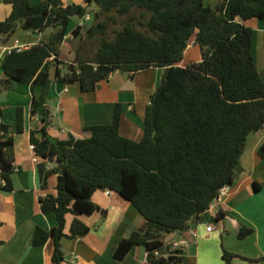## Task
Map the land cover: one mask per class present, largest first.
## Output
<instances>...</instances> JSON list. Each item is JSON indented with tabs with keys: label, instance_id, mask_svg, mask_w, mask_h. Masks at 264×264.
Here are the masks:
<instances>
[{
	"label": "trees",
	"instance_id": "obj_1",
	"mask_svg": "<svg viewBox=\"0 0 264 264\" xmlns=\"http://www.w3.org/2000/svg\"><path fill=\"white\" fill-rule=\"evenodd\" d=\"M82 1L84 5L62 0L33 5L30 0H5L12 11L0 20L3 43L19 29L53 28V32L28 49L5 56L2 68L7 78L0 80L2 88L11 81L28 85L32 112L45 108L51 86L49 59L58 58L59 46L69 36L81 41L83 32L89 39L98 38L99 45L92 57H81L76 64L55 61L68 68L64 75L56 72L65 84L78 82L84 92H94L117 71L133 74L151 67L165 68L164 79L146 108L140 141L121 135V105L116 106L111 124L85 127L91 132L89 138L52 137L48 119L39 131L41 138L31 132L42 188L47 189L49 178L57 176L56 194L40 198L41 211L54 213L58 223L50 230L38 226L33 245L44 246L53 239V261L62 264V240L90 231L79 216L101 212L106 217L92 196L97 190H109L131 202L145 220L141 230L119 243L115 256L123 259L141 245L151 264H180L182 256L155 255L157 250L162 254L168 250L164 236L188 231L206 220L224 219L223 212L209 218L208 209L220 189L231 186L242 170L248 136L264 127V81L253 57V30L242 22L264 20V0H221L215 8L205 0ZM92 5L97 7L93 24L69 31L72 18H87ZM119 18H124L122 27L110 37L109 24H117ZM192 41L201 49V60L180 66ZM23 130L19 108L17 132ZM258 154L264 158V143ZM16 170L14 139L1 121L0 178L5 183H0V190H13ZM68 215L74 216L70 234L65 233ZM254 231L241 225L238 237L244 239ZM235 257L223 251L227 264Z\"/></svg>",
	"mask_w": 264,
	"mask_h": 264
},
{
	"label": "crops",
	"instance_id": "obj_2",
	"mask_svg": "<svg viewBox=\"0 0 264 264\" xmlns=\"http://www.w3.org/2000/svg\"><path fill=\"white\" fill-rule=\"evenodd\" d=\"M42 1L30 0L33 5ZM62 1L64 4L84 5L82 0ZM220 1L205 0V4L215 8ZM92 8H96L97 12V7L92 5L89 10ZM11 11L12 5L0 0V20L4 21ZM75 19V27L81 25L79 19ZM87 20L91 21V17ZM242 22L253 30V57L264 81V20L254 18ZM52 32L48 29L43 32L19 29L6 43L1 37L0 47L12 46L17 40L31 47ZM71 41L77 40L67 39L59 46L58 58L49 59L47 66L51 86L45 108L39 107L32 112L33 95L28 85L11 81L7 89L0 86L1 121L8 125L9 134L14 139L17 167L12 174L13 190H0V264H55L53 239H49L44 246L33 245L34 231L38 226L50 230L58 223L54 213L43 214L41 211L40 198L56 194L57 176L49 178L47 189L42 188L38 170L40 158L38 162L33 161L37 155L31 148V132L35 131L37 137L41 138L39 131L44 120L48 119V133L52 137L61 140L68 139L70 135L77 139L89 138L91 132L85 131V127L111 124L116 106L121 105V135L140 141L144 135L146 108L164 79L165 68L160 67L133 74L117 71L108 80L100 82L94 92H84L78 82L65 84L56 76L58 69L62 75L65 74L63 63L76 64L79 61L80 53L78 55L77 51L71 59L66 56V53L72 54L73 49H76ZM6 55L0 50V80L7 78L2 68ZM185 57L187 64L201 60V49L194 41L187 48L180 66L187 65L184 63ZM57 59L63 63L58 65L55 63ZM40 92L41 89L37 87V97ZM19 108L23 109L24 117L22 133L17 132ZM263 143L264 127L248 136L241 157L242 170L237 173L228 194L215 204L212 211L207 212L209 218H215L219 212H223L224 219L218 222L206 220L192 225L191 229L197 231L196 238L191 236L189 230L164 236L165 239L182 236L189 239V244L181 250L183 261L180 264H227L222 258L224 250L236 255L231 264H264V158L258 154ZM256 183L260 187L258 193H255ZM92 201L107 215L103 218L101 212H96L78 217L90 231L83 236L62 240L65 258L62 264H70L73 260L75 264H151L146 248L141 245L132 248L123 259L115 256L119 243L144 226V217L135 206L117 192L109 190H97ZM73 220V215L67 216L66 234H70ZM208 223L215 225L211 232L207 230ZM241 225L253 228L254 233L239 239Z\"/></svg>",
	"mask_w": 264,
	"mask_h": 264
},
{
	"label": "built area",
	"instance_id": "obj_3",
	"mask_svg": "<svg viewBox=\"0 0 264 264\" xmlns=\"http://www.w3.org/2000/svg\"><path fill=\"white\" fill-rule=\"evenodd\" d=\"M90 17L87 16V19H89ZM30 47V44H25V43H21L20 41H16L14 43V45L9 46V47H4L1 48L0 50L3 51V53H7L10 54L13 50H16L18 52L23 51L25 49H28ZM0 123H1V119H0ZM32 149H34V146L31 147ZM34 162H38L39 161V157L38 156H34L33 158ZM0 183L4 184L5 182L0 178ZM230 191V186H224L220 189L219 191V196L218 198L210 205L208 211H212L215 207V204L224 196H226L228 194V192ZM215 225L213 223H208L207 224V230L209 232H211L214 229ZM190 234L192 237L196 238L197 235V231H195L194 229H190ZM165 245L168 247V250L166 251L165 254H162L159 250L155 251V255L157 257H161V256H177L180 257L181 256V250L187 246L189 244V239L187 237H180L177 239H173V238H169V239H165L163 238ZM70 264H75V260H73Z\"/></svg>",
	"mask_w": 264,
	"mask_h": 264
},
{
	"label": "rangeland",
	"instance_id": "obj_4",
	"mask_svg": "<svg viewBox=\"0 0 264 264\" xmlns=\"http://www.w3.org/2000/svg\"><path fill=\"white\" fill-rule=\"evenodd\" d=\"M93 7H96V6L93 5ZM95 11H96V8H92V10H89L91 21H88L86 18H83L81 20L79 19L78 21H80L81 25H85L86 27L91 26L93 24V22L95 21L93 19L94 15L96 13ZM122 20H124V18H119L117 24H113V23L109 24V36L110 37L113 36V31L119 30L122 27L121 26ZM76 22H77L76 19L72 18L71 23L69 24V30H72L75 27ZM48 30L51 31V30H53V28H49ZM85 35H86L85 32H83V36H82L81 41H80V39H78L77 41H74V42L71 41L73 44L76 45V49L75 48L73 49L72 54L66 53V56L68 58L71 59L72 57H74L75 56L74 52L76 53V51L78 52V55L80 53V55L83 58L87 59V58L92 57L93 53L96 51V49L99 45V40H98V38L89 39ZM69 39H70V36H69ZM80 55H79V58H81ZM184 63L185 64L188 63L187 57H185ZM67 71H68V68H67V66H65L63 69V72L66 73ZM255 191H256L255 193H258L257 190H255Z\"/></svg>",
	"mask_w": 264,
	"mask_h": 264
}]
</instances>
